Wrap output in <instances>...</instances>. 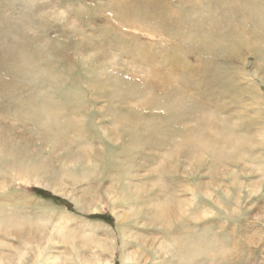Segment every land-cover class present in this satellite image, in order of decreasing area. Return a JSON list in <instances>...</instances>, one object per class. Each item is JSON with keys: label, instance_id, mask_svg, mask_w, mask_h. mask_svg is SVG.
Listing matches in <instances>:
<instances>
[{"label": "rangeland", "instance_id": "obj_1", "mask_svg": "<svg viewBox=\"0 0 264 264\" xmlns=\"http://www.w3.org/2000/svg\"><path fill=\"white\" fill-rule=\"evenodd\" d=\"M0 263L264 264V0H0Z\"/></svg>", "mask_w": 264, "mask_h": 264}, {"label": "bare ground", "instance_id": "obj_2", "mask_svg": "<svg viewBox=\"0 0 264 264\" xmlns=\"http://www.w3.org/2000/svg\"><path fill=\"white\" fill-rule=\"evenodd\" d=\"M156 4V3H155ZM121 5V4H120ZM151 5V4H150ZM163 6V5H162ZM123 8V7H122ZM166 8V7H165ZM157 9V8H156ZM161 10H162V8H161ZM134 19V18H133ZM136 21V20H135ZM152 29H153V27H152ZM152 32V31H151ZM153 33V32H152ZM157 33V32H156ZM156 33H155V35H156ZM149 34H150V32H149ZM159 34V33H158ZM215 146V145H214ZM193 198H194V195L192 196ZM1 264V263H0Z\"/></svg>", "mask_w": 264, "mask_h": 264}]
</instances>
